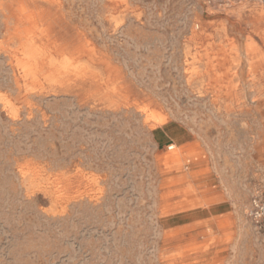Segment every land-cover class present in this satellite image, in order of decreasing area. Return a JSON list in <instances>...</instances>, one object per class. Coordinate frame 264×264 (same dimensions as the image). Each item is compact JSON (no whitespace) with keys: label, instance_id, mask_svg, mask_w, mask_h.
I'll list each match as a JSON object with an SVG mask.
<instances>
[{"label":"rangeland","instance_id":"374dc122","mask_svg":"<svg viewBox=\"0 0 264 264\" xmlns=\"http://www.w3.org/2000/svg\"><path fill=\"white\" fill-rule=\"evenodd\" d=\"M19 3L95 77L25 78ZM261 188L264 0L0 9V264H264Z\"/></svg>","mask_w":264,"mask_h":264},{"label":"bare ground","instance_id":"6f19581e","mask_svg":"<svg viewBox=\"0 0 264 264\" xmlns=\"http://www.w3.org/2000/svg\"><path fill=\"white\" fill-rule=\"evenodd\" d=\"M14 2L15 0L0 2V9ZM16 11L17 25L11 38L19 41L15 50L16 61L25 78L30 79L32 82H37L42 77L52 81H57L58 78L69 77L70 75L78 77L82 81L95 77L93 62L91 60L83 61L81 55L72 56L67 55L63 51L58 52L51 47L47 40L45 41L42 37L44 30L39 28L34 13L28 9L25 3H19ZM45 63L49 69L46 75L42 74L41 70V66ZM158 121L161 122L162 120L158 119ZM174 147L170 146L169 148ZM177 156L178 151L176 150L170 155L173 160H176ZM193 191V185H189L186 189V192ZM217 198L212 200L195 199L191 204L194 206L209 205L211 202L214 203ZM187 205L182 204L177 208H185Z\"/></svg>","mask_w":264,"mask_h":264},{"label":"built area","instance_id":"2783aa9c","mask_svg":"<svg viewBox=\"0 0 264 264\" xmlns=\"http://www.w3.org/2000/svg\"><path fill=\"white\" fill-rule=\"evenodd\" d=\"M247 217L264 241V188L251 195Z\"/></svg>","mask_w":264,"mask_h":264}]
</instances>
